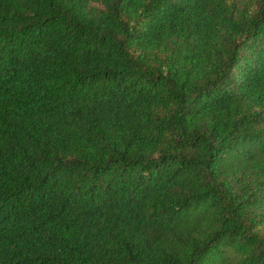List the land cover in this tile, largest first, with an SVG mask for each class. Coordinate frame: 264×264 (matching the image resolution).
I'll use <instances>...</instances> for the list:
<instances>
[{"label": "trees", "instance_id": "obj_1", "mask_svg": "<svg viewBox=\"0 0 264 264\" xmlns=\"http://www.w3.org/2000/svg\"><path fill=\"white\" fill-rule=\"evenodd\" d=\"M0 264H264V0H0Z\"/></svg>", "mask_w": 264, "mask_h": 264}]
</instances>
